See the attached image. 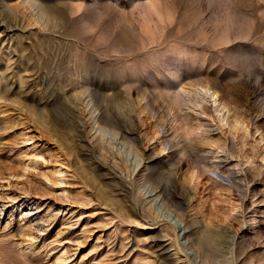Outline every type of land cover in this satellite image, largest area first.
<instances>
[{
    "label": "rangeland",
    "instance_id": "rangeland-1",
    "mask_svg": "<svg viewBox=\"0 0 264 264\" xmlns=\"http://www.w3.org/2000/svg\"><path fill=\"white\" fill-rule=\"evenodd\" d=\"M0 264H264V0H0Z\"/></svg>",
    "mask_w": 264,
    "mask_h": 264
},
{
    "label": "bare ground",
    "instance_id": "bare-ground-1",
    "mask_svg": "<svg viewBox=\"0 0 264 264\" xmlns=\"http://www.w3.org/2000/svg\"><path fill=\"white\" fill-rule=\"evenodd\" d=\"M119 109L120 108H118V110ZM121 134H123V131H122ZM121 137L125 138L127 136L126 135H122ZM159 191L163 193V190L161 188H160ZM167 201L172 206H176L173 201H170V200H167ZM219 240H220V233L218 234V233H215V232H209V231H205L204 230L202 233H200L198 235V237L196 238V240L194 242L198 246V248L201 249L202 253H204L205 255H208V256H212L215 253V247L218 246Z\"/></svg>",
    "mask_w": 264,
    "mask_h": 264
}]
</instances>
